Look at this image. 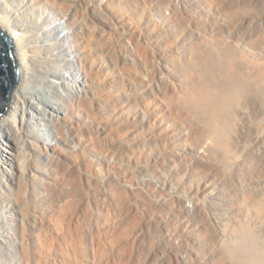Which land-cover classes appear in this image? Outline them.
<instances>
[{
	"label": "bare ground",
	"instance_id": "obj_1",
	"mask_svg": "<svg viewBox=\"0 0 264 264\" xmlns=\"http://www.w3.org/2000/svg\"><path fill=\"white\" fill-rule=\"evenodd\" d=\"M159 1L0 0V29L9 38L19 80L10 94L6 115L0 117V264H80L77 248L80 240L72 238L70 222L82 209L96 217L94 249L111 250L104 253L101 264H126L124 256L130 255L137 245V232L144 233L143 224L148 217L143 210L148 202L156 203L163 210L161 219L173 220L177 228L175 233H166L163 238L158 234L162 239L155 240L154 247L158 250L153 249L149 254L156 259L147 263L163 264L166 258L175 257L177 264H196L202 244L190 237V229L204 223L202 228L207 234V223L214 227L210 235L212 243L218 241L220 254H225L231 264H264V242L250 221L258 223L259 231L264 229L262 193L261 198L256 190L246 194L238 213H244L247 218L234 226L241 218L229 210L230 220H220L219 212L213 208L219 195L217 191H209L212 189L209 180L199 181L195 194L169 190V198L159 197L165 193V186L172 183L170 179L179 174L175 168L166 173L158 167L160 160L165 162L170 158L162 153L193 155L179 171L187 176L209 169L227 173L239 164L241 155L232 151L226 139L224 117L229 110L236 112L239 103L257 100L264 79V62L254 60L227 39L231 22L239 20L238 13L244 11L246 2L233 5L232 0H198L201 5L189 12L185 5L188 0H182L183 5H178L176 0ZM145 9L150 13L147 19ZM76 10L83 11L85 19L81 17L78 21ZM153 13L161 17L157 19ZM58 16L66 19L65 25L71 30L68 37L56 34L50 26ZM166 20L177 22L179 27L174 31L188 34L191 39L178 60L180 63L174 61L189 79L183 90L177 91L166 73L157 80L150 75L138 79L136 73L129 76L122 66L116 67V72L109 71L101 67L106 60L94 59L99 49L112 44L106 43L110 37L104 27L94 26L96 22L105 23L111 30L108 34L131 26L130 33L135 30L137 36L124 38L128 44L135 41L136 45L130 46L140 52L142 40L150 48L151 43L146 42L153 41L154 50L168 46L171 39L165 35ZM144 28L150 30V37L140 33ZM67 51L74 52L72 60L66 57ZM107 61L113 66L118 64L110 57ZM131 64L137 70L134 60ZM37 81L52 89L48 90L50 99L32 84ZM169 85L174 93L167 90ZM158 94L161 97L157 102L148 104L146 98ZM82 112L90 121L88 125L102 130L101 136L119 137L123 144L140 136L162 138L155 147L141 144V155L132 152V148L123 151L127 157L135 154L134 165L114 175V183L106 175L119 172L118 169L106 163L103 176L101 169L98 171L89 160L92 152L86 146L92 147L96 140L106 145L103 140L106 137L94 140L92 132L91 136L82 133L81 124L76 121ZM139 113L143 118L140 125L134 121ZM72 114L75 121L69 120ZM48 125L53 130L50 138L40 133ZM112 128L114 135L108 133ZM180 138L187 142L180 144L183 148L175 144L181 142ZM263 153L260 149L258 155L262 157ZM76 157L77 170L73 165ZM260 167L263 173L264 166ZM91 177L98 184L100 194L92 201H81L77 195L90 184ZM200 193L206 196L199 197ZM186 198L192 201L190 207L184 205ZM199 211L205 213L206 220L197 218ZM109 254L114 260L107 258ZM92 264H97L94 258Z\"/></svg>",
	"mask_w": 264,
	"mask_h": 264
},
{
	"label": "rangeland",
	"instance_id": "obj_2",
	"mask_svg": "<svg viewBox=\"0 0 264 264\" xmlns=\"http://www.w3.org/2000/svg\"><path fill=\"white\" fill-rule=\"evenodd\" d=\"M243 1L246 2L245 5L246 7L244 8V11L238 13L237 18L240 17L239 20L236 19L231 22V26L229 29L231 33H229L230 36L227 37V39L233 40L234 44L235 45L237 44L240 50H242L246 55L251 56L254 60L258 62H264V0H234V1L232 0L231 3L233 2L232 3L233 5L234 3L238 5L241 4V2ZM152 2L158 3L161 1L152 0ZM175 2H177L178 5L184 4V1L182 0H176ZM182 2L183 4H181ZM185 5L187 7L186 9L189 12H194L196 8L198 9V5L201 4L199 3L198 0H188L187 4ZM105 11L107 12V9H105ZM144 12L146 15L145 18L147 19L150 13H148L147 9H145ZM81 17L83 18L85 17L84 12L83 11L81 12V10H76L77 20L78 21H80V19L82 20L83 18ZM153 17H156L158 19L161 16H159L158 13H153ZM88 22H90L89 18H88ZM65 23H66V19L64 17L58 16L53 21V23L50 24V26L55 30L56 34H59L61 36L63 35L64 37L65 36L68 37L70 35L71 30L66 27ZM164 23H168L166 24V26H168L167 28L168 30L165 32V35L171 39V42L168 44V42H166L163 38H161V41L164 40V43L165 44L167 43L168 46L160 49L155 48L154 50V48H152L153 41L147 40L146 42V43H151L152 47L150 48L142 40L140 41V43L143 42V44L139 52L137 48H132L133 47L132 45H134L133 43H135V41H132L133 43H130L132 46L131 47L130 44H128V42H126V39L124 38L125 36L128 35L130 36L132 34L134 36H137V31L135 30L132 33H130L131 26L121 29L116 34L115 33L108 34L107 32L111 31L109 30V27L105 23L103 24L102 22L99 21L96 22L94 26L97 28H99V25L104 27L105 34L110 37L109 39L106 38V43L111 42L112 44L110 47L105 48L103 46L101 49H99L98 53L94 55V59L98 62L101 61V59L106 60V62L104 61V63H101L102 64L101 67L105 69L107 68L109 71L111 70L116 72L117 69L115 68L118 66H122L124 70L126 69V72H128L129 76L130 75L133 76V73H136L137 76H135V78L138 79H141L142 76L149 77L148 75H150L151 77L157 80L159 75L166 73L169 75V79L174 81V86H175L174 88L177 91L183 90L184 87H186L187 83L189 82V79L187 78V76L184 74L183 71L179 70V68L176 67L174 61L177 62V65L178 63H180L178 62V60H180V56L182 55V53L185 52L186 49L184 50V48L186 47V45L187 47H189L191 39L189 38L188 34L184 35L183 33L181 34L180 31H176V30L174 31L176 27H179V24L177 22L174 23L173 21L172 23H169L166 20ZM121 25L124 27L123 24ZM140 33L143 36L150 37L149 36L150 30L147 28H144L142 32L140 31ZM154 39L155 42L160 43L159 39L157 40V38L155 37ZM66 57L72 60L74 58V52L67 51ZM109 57L115 59L117 61L116 63L118 64L117 65L115 64L113 66L111 62L107 61ZM138 57L141 60H139ZM130 59L134 60L137 70L133 69V66H131L132 64ZM159 59H161L160 60L161 63H158ZM48 77L50 79L61 81L60 78L57 79L51 75H48ZM68 81L69 83H72L71 80ZM18 82L19 80L17 81V84L13 88V90L18 86ZM32 84L35 85L36 89L41 90L44 93V95H46L45 93H47L46 98L47 97L49 98L48 93L50 92H48V90H52V89H49V87H47L46 84L39 83L38 81L32 82ZM260 89H261L260 92L261 96L257 100L254 98L251 103H244L242 105L239 103V107H236L237 108L236 112L232 113L231 110H229L226 117H224L227 124L226 139L232 151H234V153L237 156L241 155V157L237 160V162L239 161V164H237L236 167L233 166L232 168H230L229 172L227 171V173H219V172L217 173L216 171L214 172V170L209 169V170L200 171L197 174L193 173L187 176L185 174L182 175L181 172L179 171L182 170L183 169L182 167L185 166L184 164L185 160L186 161H189V159L191 160L193 155L185 157L184 155H179L178 153L177 154L162 153L163 155L165 154L166 157H170V158L173 157L175 161L170 158L166 159L167 161L165 162H163V160L162 161L160 160V163H158V167L161 170H164L163 172L168 171L166 173L173 172V170L176 169L175 171H177L179 174L170 179V181L172 180L171 181L172 183L170 185L165 184L166 185L164 191L165 193H162L161 195H159V197L162 196L167 199V197L169 196V190L170 192L178 191V192H190L195 194L196 186H198L199 181L209 180L211 181V182L208 181L209 188L212 187V189L208 188L209 191L210 190L215 192L217 191L219 195L218 200L214 201L215 204L213 208L214 210H217V212H219L220 220L226 222L228 221V219L230 220V215L228 211L233 210L234 216L237 218H241V220L233 223L232 226L240 224V222H244L243 219L247 218V215H244V213H238V207H240V203L242 202L246 194L252 190H256L258 191V197L261 198V193H262L264 199V172L260 173V168H261L260 166H264V156L260 157L258 155L260 149H262L264 152V79L260 83ZM167 90L169 91V93L175 92V90L171 88L170 85L168 86ZM36 96L37 98L39 97L38 95ZM160 97L161 96L159 94L158 96L157 95L150 96V98H146L149 99L148 101L147 100L146 101L148 102V104H151L152 101L156 103ZM162 97H164L165 99L166 95H163ZM42 106L44 107V105ZM7 110L8 107L5 113L0 114V117L6 115ZM43 110L44 108L42 109V111ZM240 111H244V112H240ZM123 115H126V113H123ZM132 115L133 114L129 113V115L127 114L126 116H130V118L131 117L134 118L135 116ZM139 116L141 117L139 118ZM136 117L138 118L134 120L135 123H138L139 125L142 124L143 123L142 114L139 113L138 116L136 115ZM75 119L76 118L73 114L70 115L69 120L75 121ZM76 121H78V123L81 124L80 125L82 128L81 130L85 136L89 134L91 136V132H92L93 134L92 136H94V140H96L95 138L102 139L103 137H106V139L103 138L106 145L102 146L100 145L101 143H98L96 140V142L95 141L93 142L94 145H92V147H90L88 144L86 148L87 149L89 148L88 150L92 152V154H90L89 156L90 157L89 160H91L92 166L94 167L96 166V169H98V171H100L101 169L100 172L104 174L103 176H105L107 169L106 163H108V165H111L110 168L119 170V172L115 171L111 175L108 174L106 175V177L108 178L109 176L110 179L109 178L108 179L113 181L114 183H116V181L112 179L114 175L115 176L119 175V173L121 174L122 171H125L134 165V161L132 157L133 156L136 157L134 153H138V155H141V151H142L141 149L143 143H145V145L149 144L150 146L155 147L156 145L154 144L159 143V141L162 138L159 135L152 137L150 136L144 139L142 138V136H140L139 137L140 140L136 138L135 139L131 138L127 140L128 141L127 144H123L121 139L118 140L119 137L112 136L113 138H110V135L101 136L100 132L102 130L99 127H93L91 125H88L87 122L90 121L83 112L82 114L80 113V116ZM103 125L105 127V123H103ZM88 126L92 128L89 129ZM64 129L62 128L61 131H63ZM140 129H141L140 131L143 132L142 130H144V127ZM52 131L53 130L49 128L48 125L47 129H43L42 131H40V133L44 134L45 137L50 138L51 135L53 134ZM108 133L114 135L116 132L114 131V128H112L108 130ZM183 138H185V135H183ZM179 141L181 142L175 144H177V146L180 148H183V146L180 144L187 143L182 138H180ZM108 144L110 145V148L107 147L109 146ZM112 146L115 147L116 150L115 149L113 150ZM131 148L133 150L132 152H134L132 154L134 155L132 157L130 156L127 157L126 155H124L125 153L123 151H127V150L130 151ZM110 149H112V151ZM101 150L105 152L106 150H110V151H107L108 153L107 152L101 153ZM119 152L121 153L120 155L118 154ZM77 160L78 158L76 157L75 162L73 163V165L75 166V170H77L76 166H79L77 165L79 164ZM169 165H171V167H169ZM175 166L178 168H176ZM170 168H172L173 170ZM94 182L95 180L91 177L89 184L90 186L85 185V187H83L82 190L78 193L77 196L81 201H87L91 199L93 200V198L97 197L100 194V190L98 189L99 186L98 184L96 185V183ZM208 195L211 196L212 194H208ZM205 196L206 195L203 196L202 193L199 194V197H205ZM184 205L190 207L192 205V201L186 198L184 200ZM207 207H209V204H207ZM82 210L79 211V213H77L73 222H70L72 238L74 237L75 240L76 239L80 240V244H79L80 247H77L80 250L79 251L80 253L78 255L81 254L80 264H92L93 258L96 260L97 264H101L105 258L104 253H111V250L107 248L108 250H105L104 252H100V250L94 249L95 248L94 242L97 241L96 217ZM209 210H213V209H209ZM143 211L144 213H147V217H148L147 218L148 220L145 222V224H143L144 233L141 232L142 233L141 234L140 232L136 231L138 233V236L136 235V237L138 238L136 241L137 245L131 251L130 255L124 256V259L126 260V264L128 261H133L135 262V264H150L147 263L150 262L149 260L156 259L153 257L151 258L149 254L151 253V251H153V249L158 250L157 247H154V245L156 244L155 240L160 239L158 238V234L159 237L163 238L164 236L167 235L166 233L168 234L175 233L174 228L175 227L177 228L176 223H174L173 220L166 221L161 219L163 210L160 209L159 206L156 205V203L153 202L146 203V208ZM200 216L202 217V220H206V216L204 212L201 213V211H199L197 213V218H199ZM250 221L252 222V227L256 230L257 235L259 236V238L262 239V242H264V229L259 231L260 228L258 227V223L254 222V220H250ZM203 224L204 223H201L199 224V226H195L190 229V234H192L190 235V237L193 236L194 237L193 239L196 243L197 241H199L202 244V246L200 247L201 254H199L198 257H196L197 258L195 261L196 264H231L228 261V259H226L225 254H220L221 246H218V241L217 242L214 241L213 244L212 243L213 241L210 239V235H212L214 232V227H211V225H208L206 223V225L209 228V233L204 234V230L202 228ZM164 228L169 229V231L167 232L163 231ZM156 242L158 243L159 241ZM111 257L113 256L110 254L107 256L108 259L109 258L112 259ZM175 259H176L175 257H168L165 259V262L163 264H177ZM201 259H203V261ZM151 262H152L151 264L155 263L153 261Z\"/></svg>",
	"mask_w": 264,
	"mask_h": 264
},
{
	"label": "water",
	"instance_id": "obj_3",
	"mask_svg": "<svg viewBox=\"0 0 264 264\" xmlns=\"http://www.w3.org/2000/svg\"><path fill=\"white\" fill-rule=\"evenodd\" d=\"M18 81V69L6 33L0 29V114L5 113L10 93Z\"/></svg>",
	"mask_w": 264,
	"mask_h": 264
}]
</instances>
